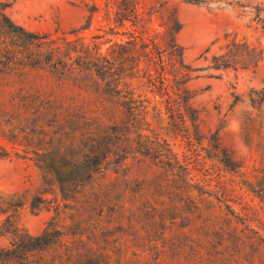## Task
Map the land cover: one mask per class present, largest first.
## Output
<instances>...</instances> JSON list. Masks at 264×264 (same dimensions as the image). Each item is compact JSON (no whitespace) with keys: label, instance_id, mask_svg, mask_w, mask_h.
I'll return each instance as SVG.
<instances>
[{"label":"rangeland","instance_id":"374dc122","mask_svg":"<svg viewBox=\"0 0 264 264\" xmlns=\"http://www.w3.org/2000/svg\"><path fill=\"white\" fill-rule=\"evenodd\" d=\"M170 1L182 22L176 33L182 57L195 68L186 81L191 97L182 109L184 122L172 119L159 94L145 88L150 106L157 104L149 112L152 132H146L157 139L160 155L140 150L139 136L128 135L127 126L105 133L106 121L94 114L113 110L118 101L89 69H0V85L10 91L14 110L0 113V194L22 203L0 211V227L9 214L31 235L46 225L68 232L73 220L94 219L87 205L104 199L117 210L102 221L108 264H264V27L220 1ZM0 2L17 24L57 41L83 35L106 50L114 38L125 37L108 30L114 22L104 16L105 0ZM159 2L150 0L152 14L145 19L156 39L164 28L163 9L154 10ZM233 36L263 48L257 65L207 67L211 54ZM52 110L72 115L37 113ZM89 132L107 140L114 156L90 181L78 182L81 170L68 159L38 165L32 150L69 151L71 140ZM188 171L205 191L226 195L232 209L190 208L183 199ZM1 247H10V238L0 231Z\"/></svg>","mask_w":264,"mask_h":264},{"label":"trees","instance_id":"16d2710c","mask_svg":"<svg viewBox=\"0 0 264 264\" xmlns=\"http://www.w3.org/2000/svg\"><path fill=\"white\" fill-rule=\"evenodd\" d=\"M209 1H220L240 15H250L252 20L264 27V0ZM105 5V18L114 22L113 25L109 24L108 30L112 34H124L125 37L114 38L106 50H101L95 40H86L83 35L73 39L64 36L62 41H57L48 37L47 33L26 29L13 21L0 2V37H3L0 40V69L14 65L25 68L45 64L53 69L65 70L74 66L89 69L103 82V91L118 101V107L113 110L106 107L100 114H94L106 121L108 131L105 133L119 132L120 125L127 126L128 135L133 133L139 136L140 140H135V144H140L139 149H143L145 154L157 156L161 152L156 146L157 139H148L151 136L146 132L150 130L148 126L151 124L150 107L157 108V104L150 106L145 88H151L159 94L172 119L184 122L182 109L191 97L186 81L195 68L183 59V47L176 39V33L182 27L177 6L170 0H160V6L154 9L164 11V20L161 22L164 28L159 32V39H156L149 33L145 20L152 14L150 0H105ZM262 50L259 45L233 36L211 54L207 67L254 68L262 58ZM12 106L10 91H5L0 85V113L12 115ZM37 113L54 115L56 118L72 115L69 111L60 110ZM83 114L88 118L93 117L92 114ZM106 142H100L96 134L89 132L82 139L76 141L75 138L69 142L74 147L72 150L50 151L41 147L32 152L42 168H49L58 160L68 159V165L78 166L81 170L77 180L83 183L90 181L102 168H107L113 160L114 156L110 155V147ZM187 173L185 182L188 188L183 199L190 208L232 209L231 200L226 195L205 191L197 183L194 184L193 176H190L189 171ZM12 199L13 194H0L1 212H7V207L10 209L22 204ZM87 207L95 216L87 224L73 220L74 228L68 232L46 225L37 235L29 234L10 220L8 214L0 231L8 234L10 247L0 248V264H108L100 241L105 228L102 221L107 211L116 214V207L106 206L104 199H95ZM121 210L128 212L129 208Z\"/></svg>","mask_w":264,"mask_h":264}]
</instances>
